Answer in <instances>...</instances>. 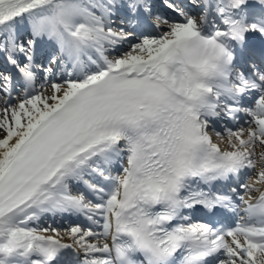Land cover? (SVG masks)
Masks as SVG:
<instances>
[{
    "label": "snow or ice",
    "instance_id": "obj_1",
    "mask_svg": "<svg viewBox=\"0 0 264 264\" xmlns=\"http://www.w3.org/2000/svg\"><path fill=\"white\" fill-rule=\"evenodd\" d=\"M161 2L0 0V264H264V0Z\"/></svg>",
    "mask_w": 264,
    "mask_h": 264
},
{
    "label": "bare ground",
    "instance_id": "obj_2",
    "mask_svg": "<svg viewBox=\"0 0 264 264\" xmlns=\"http://www.w3.org/2000/svg\"><path fill=\"white\" fill-rule=\"evenodd\" d=\"M214 139H215V136H214ZM62 225H67V223L64 221L63 223H60L59 225H57V226H55V227H58L59 228V226H62ZM53 226V225H52ZM63 228H66V227H63ZM63 228H61V229H63Z\"/></svg>",
    "mask_w": 264,
    "mask_h": 264
}]
</instances>
